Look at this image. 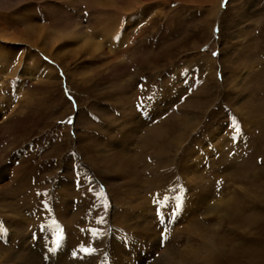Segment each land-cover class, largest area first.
I'll list each match as a JSON object with an SVG mask.
<instances>
[{
  "label": "rangeland",
  "instance_id": "1",
  "mask_svg": "<svg viewBox=\"0 0 264 264\" xmlns=\"http://www.w3.org/2000/svg\"><path fill=\"white\" fill-rule=\"evenodd\" d=\"M201 103L203 116L192 117ZM167 117L190 129L181 138L170 128L155 142L173 151L175 177L166 181L143 143L151 144L153 125ZM263 134L264 0H0V226L23 234L13 242L0 235V264H17L11 254L27 257L41 225L65 226L68 241L83 237L81 227L99 208L108 238L133 236L143 246L131 263L149 264L164 241L156 246L136 227H115L117 207L136 211L142 191L166 225L171 210L163 204L216 177L236 189L254 187L256 195L246 191L258 196L264 184L255 176H227L262 169L264 147L256 149L264 138L252 142ZM88 190L103 206L83 196ZM189 199L175 203L197 201ZM99 264H115L108 248Z\"/></svg>",
  "mask_w": 264,
  "mask_h": 264
},
{
  "label": "bare ground",
  "instance_id": "2",
  "mask_svg": "<svg viewBox=\"0 0 264 264\" xmlns=\"http://www.w3.org/2000/svg\"><path fill=\"white\" fill-rule=\"evenodd\" d=\"M70 33L72 36L74 35V32ZM204 105V103L197 104V106H195L194 110L192 111V117L195 118L196 116H203ZM173 127L176 132H182V135H178V137L181 138L186 137V132L190 129V127L186 125L184 119L167 117L166 121H159L158 124L153 125V133L156 134V137L151 138V144L143 143L147 149L149 148L153 150V153L151 152L152 155H150V158L154 160V171L159 172L158 178L166 181L169 179V177H175V175H171V173L173 174V168L171 166L173 163L171 152L173 151H169V145L167 142L163 141L158 145L155 142L158 139H162L165 136V132ZM262 137L264 138V134L260 138L255 137L252 143H257V141L259 142ZM263 147V145L258 143V148L256 149L257 152L259 151L260 153V149L262 151ZM176 151L175 153L177 154ZM180 155L182 156L183 153ZM180 158L182 160L185 157L182 156ZM262 162V169L255 171V174H249L250 170H247V168L251 167V165H249L245 169L241 167H238L239 169H235L233 172L235 178L232 173L227 177H229V180L236 182L241 179L240 176H245V178H248V176L252 175L258 179L260 182L259 184H264V181L262 182L264 179V175L262 174L264 172V158ZM175 166L178 170L180 169L176 163ZM233 168L237 167L232 165L227 169L233 170ZM188 174H191V168L188 170ZM217 175L219 174H216V176ZM176 178L179 182L184 180V178L178 176H176ZM186 178H189L188 182L192 180L191 176ZM216 178L212 185H202L201 187H199V185L193 186L191 189H187L189 195L188 193H186V195H177L174 200L176 203L178 201L179 203L183 204V198L186 197V203L190 201L192 202L189 197H194V200L197 201L194 203V205H186L184 208L182 207L183 205H181L177 217L174 216V219L171 221L167 220L168 224L166 225H163L155 215L154 207L156 203H152V199L146 198V196L142 194V191L139 193L140 197L138 200L141 198L142 199L135 203V205H137L136 211L127 213L128 210H123L125 206H123L121 202L122 205L117 207V219H115V221L113 220V224L115 227L117 226L122 229L136 227L140 234L141 232L145 236L147 234L146 238L145 236L143 237L140 235L141 237L149 240L150 242L153 241V245L156 244V246L161 244V239L154 238L156 233H159L156 231V228H161V230H165V233L167 231V233L171 234V237L167 236L169 239L166 242L165 239H167V233L164 235V250H160L162 253L157 257H153L149 264H264V191L258 196H252L249 195L247 191H253L254 195H256L254 190H252L254 187H248L247 189H236L233 188L234 184L232 186L231 182L228 183V180L225 177H223L222 180ZM64 189H66V187H64ZM195 189H197V192H194ZM89 190L82 193L83 196H87L86 198H88L90 203H98V201H103L102 199L99 200L98 194ZM58 192L61 193L60 191ZM161 193L167 194L165 190ZM61 197H63V194ZM62 199L60 200L59 208L63 205ZM212 199L213 201H211ZM82 203L83 204L79 205L80 207L78 206L80 211L85 209V199ZM98 205L101 207L102 204L100 205L98 203ZM163 205V208L169 207V210H171L170 204L166 203ZM157 208H161V205ZM42 210L43 209H41V211ZM57 213H59L57 214V218L59 215L63 216L62 212L59 211ZM201 213H204V216H206L204 220L205 222L199 220V215ZM132 214L134 215L133 218L130 217ZM40 217L41 220L45 218L43 217V211L41 212ZM134 218L135 220L138 218V224L133 225L130 222ZM182 220H187V223L183 226H173V224L179 223ZM57 224L59 223L57 222ZM106 224L105 217L99 208L98 214L95 216L93 223H91L86 229L85 226L81 227V230L83 231L82 235H84L83 237L80 236L78 238V236H76L77 238H73V241H68L63 238L61 239L59 246L55 244L56 237L58 235L61 236V234H63L61 236L63 237L65 235L71 234V232L66 231L65 226L64 228H60V226L59 228L52 227L51 225H55L54 223L43 225V229L40 228L42 230V235L40 236L41 239L33 243L34 245L32 243L29 245L32 252L29 255L27 254V257L25 254L19 253L16 256L11 254L9 258L12 257L17 262V264H99L102 252L105 250V248H108L109 254L111 255L115 264H132L131 262L134 261V251L137 249V245L143 246V244L133 240V236L131 237L130 235L125 236L127 238L125 239L126 241H123L122 237L117 239L116 235L110 240L106 231ZM6 225L0 226V235H2L4 238L3 239L1 237L0 241L2 239L4 241L9 239L10 242H13V240L22 239L23 234L21 232H18L17 235V230L7 232L5 230ZM93 229L96 230L95 233L92 232ZM135 239H140V237ZM3 240L2 242H4ZM0 244L1 248L6 247L5 244L4 246L3 243L0 242ZM81 246L93 247L96 249V251L91 254L84 253L80 251ZM53 248L56 249L55 252L50 251ZM76 248H78V251ZM74 251L76 255H73ZM142 253L145 254L146 252L140 251L138 259L142 256ZM42 256L45 257V259H42Z\"/></svg>",
  "mask_w": 264,
  "mask_h": 264
},
{
  "label": "snow or ice",
  "instance_id": "3",
  "mask_svg": "<svg viewBox=\"0 0 264 264\" xmlns=\"http://www.w3.org/2000/svg\"><path fill=\"white\" fill-rule=\"evenodd\" d=\"M217 54H218V53H213L214 56L217 55ZM139 106H140V105H138V107H139ZM69 122H71V121H69ZM234 131H238V129H234ZM233 139H235V137H233ZM157 207H159V204H158V203H157ZM179 208H180V205L176 204L175 201H173L172 204L170 205V209H171L170 214L167 215V220H168V221H171V220H172L173 216H175V214H176V212L179 210ZM158 215H159V213H158ZM43 227H44V226L41 225V229H43ZM95 231H96L95 229L92 230L93 233H95ZM32 238H36V237H35V234H33V237H32ZM62 238H63V237H61V236H59V235L56 237V239H55V244H56L57 246L60 245V243H61V239H62ZM163 240H164V234H163V230H162L161 243H163ZM50 251L55 252L56 249L53 248V249H51ZM80 251H81V252H84V253L91 254V253L95 252L96 249L93 248V247H84V246H81V247H80ZM73 255H76L75 251L73 252ZM42 259H45V257L42 256Z\"/></svg>",
  "mask_w": 264,
  "mask_h": 264
}]
</instances>
